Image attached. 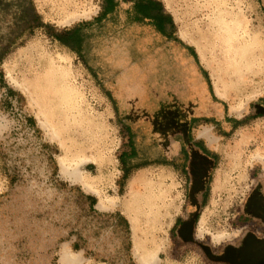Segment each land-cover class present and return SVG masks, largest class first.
<instances>
[{
  "label": "rangeland",
  "instance_id": "374dc122",
  "mask_svg": "<svg viewBox=\"0 0 264 264\" xmlns=\"http://www.w3.org/2000/svg\"><path fill=\"white\" fill-rule=\"evenodd\" d=\"M115 1L0 0V264H248L264 0H157L165 35ZM75 27L79 53L50 35Z\"/></svg>",
  "mask_w": 264,
  "mask_h": 264
},
{
  "label": "trees",
  "instance_id": "16d2710c",
  "mask_svg": "<svg viewBox=\"0 0 264 264\" xmlns=\"http://www.w3.org/2000/svg\"><path fill=\"white\" fill-rule=\"evenodd\" d=\"M23 1V0H22ZM25 1V0H24ZM28 2V4H27ZM25 5H20V20L22 22V30L44 27L47 30H51L49 25H44L39 15L34 11L31 2L27 1ZM116 6L115 0H104V7L102 16L113 12ZM134 21H140L147 19L151 22L152 26L162 35L167 33V27L172 25L171 19L168 14L162 8V5L157 0H134ZM50 35L54 36L63 45L68 46L76 53H79L78 45L81 43L82 35L80 30L75 27L72 29H66L60 32H51ZM3 76L0 75V79L4 86H6L7 93L13 94V91L5 85ZM107 97L109 94L106 93ZM110 98V97H109ZM27 121L35 126V121L32 117L27 118Z\"/></svg>",
  "mask_w": 264,
  "mask_h": 264
},
{
  "label": "flooded vegetation",
  "instance_id": "af4514ba",
  "mask_svg": "<svg viewBox=\"0 0 264 264\" xmlns=\"http://www.w3.org/2000/svg\"><path fill=\"white\" fill-rule=\"evenodd\" d=\"M205 155L207 157L211 158V156L209 154H205ZM263 199H264V197H263ZM259 213H261L262 219L261 220L255 219L257 221V223L255 225L257 227V229H256L257 235L256 236L258 239V241H255V243H257L256 245H258V244L259 245L257 247L258 249L251 248L248 250L247 254L251 255V257H248L249 258L248 264H264V210L262 209V212H259ZM252 233H254V232H252ZM237 246L240 247L241 243ZM234 247H236V246H234ZM253 247H255V246L253 245Z\"/></svg>",
  "mask_w": 264,
  "mask_h": 264
},
{
  "label": "bare ground",
  "instance_id": "6f19581e",
  "mask_svg": "<svg viewBox=\"0 0 264 264\" xmlns=\"http://www.w3.org/2000/svg\"><path fill=\"white\" fill-rule=\"evenodd\" d=\"M48 66V65H47ZM50 68V73H48L49 75H51V76H58V78H59V80H60V83H67L70 79H69V72L67 71V69L68 68H66L65 66H63L62 64L61 65H58V66H55V67H49ZM45 71V70H44ZM43 73V72H42ZM40 77H42V75L40 74ZM195 162V161H194ZM196 165H197V163H196ZM150 194L148 193V196H149ZM152 198H151V200L152 199H154L155 200V202H156V200H157V198L156 197H154V196H151ZM155 202H151V205L150 204H148L147 205V207L149 208V209H151L150 210V213H152V212H154V210H155V208H154V206L153 205H156L155 204ZM144 220L146 221V223H147V220H148V216H147V214H145V216H144ZM133 229V228H132ZM153 259H152V257L149 259V260H143V263H145V264H153Z\"/></svg>",
  "mask_w": 264,
  "mask_h": 264
}]
</instances>
